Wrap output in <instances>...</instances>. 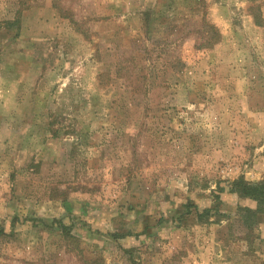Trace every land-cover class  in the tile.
Instances as JSON below:
<instances>
[{
  "label": "rangeland",
  "instance_id": "374dc122",
  "mask_svg": "<svg viewBox=\"0 0 264 264\" xmlns=\"http://www.w3.org/2000/svg\"><path fill=\"white\" fill-rule=\"evenodd\" d=\"M240 178L264 0H0V264H264Z\"/></svg>",
  "mask_w": 264,
  "mask_h": 264
},
{
  "label": "trees",
  "instance_id": "16d2710c",
  "mask_svg": "<svg viewBox=\"0 0 264 264\" xmlns=\"http://www.w3.org/2000/svg\"><path fill=\"white\" fill-rule=\"evenodd\" d=\"M232 187L239 196L250 198L256 202L255 208L244 207L241 209L246 226H254L258 221V217L264 213V182H248L240 178L233 182Z\"/></svg>",
  "mask_w": 264,
  "mask_h": 264
}]
</instances>
